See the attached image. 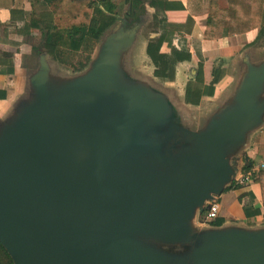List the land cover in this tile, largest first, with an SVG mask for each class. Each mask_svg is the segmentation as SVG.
<instances>
[{
	"label": "water",
	"instance_id": "obj_1",
	"mask_svg": "<svg viewBox=\"0 0 264 264\" xmlns=\"http://www.w3.org/2000/svg\"><path fill=\"white\" fill-rule=\"evenodd\" d=\"M111 59L101 52L56 84L41 64L31 98L0 126V245L11 264H264V230L194 234L189 225L230 184L226 156L258 119L264 67L247 74L233 106L190 132ZM99 80L129 106L107 126L87 99ZM139 241L183 250L173 259Z\"/></svg>",
	"mask_w": 264,
	"mask_h": 264
},
{
	"label": "crops",
	"instance_id": "obj_2",
	"mask_svg": "<svg viewBox=\"0 0 264 264\" xmlns=\"http://www.w3.org/2000/svg\"><path fill=\"white\" fill-rule=\"evenodd\" d=\"M89 1L69 0V8L71 11H79ZM214 3L216 10L213 18L218 24L215 30L209 32L213 38L205 39L202 35L206 28L209 0H140L132 16L127 15L124 0H107V10L114 14L116 20L100 34L94 51L84 66L74 70L45 53L34 55L32 46L39 43V32L32 24H36L35 19L44 18L45 14L50 13L44 0H0V90L5 92L4 98H0V126L3 119L8 121L15 110L31 98L30 80L42 68L41 64L45 67L47 82L56 84L83 74L102 52L103 55L112 54L111 62L113 61L117 73L122 79L131 82L123 77L119 65L122 51L130 49L126 59L134 70L131 71L132 75L142 77L156 87L152 89L141 83L165 101L170 122L190 132L202 130L211 117L234 105L235 94L246 80L247 74L264 67V0H214ZM117 8H122L121 16L116 14ZM149 40L156 41L160 54H168L170 47L178 49L181 41L190 53L188 61L174 64V75L177 64L191 62L194 64L189 69L190 73H197L184 83L182 92L177 97L171 98L172 88L167 86L173 83L174 75L171 80H164L154 74L155 68L145 53ZM238 56H242L240 61ZM34 57L37 58L35 70ZM139 62L146 65L145 70L140 68ZM54 65L57 68H67L71 76L57 80L50 78L49 70ZM7 66L12 67L10 74L4 72ZM212 67L219 70V78L212 85V93L201 95L196 104L186 103V85L189 82L207 85L211 79L209 73ZM199 72L201 77L198 76ZM196 78L202 80L198 81ZM253 97L261 110L256 123L243 132L242 140L226 156L233 171L230 182L242 174L244 166L250 172L264 168H260L261 164L264 165V78L259 82ZM23 98L25 99L22 101ZM14 101L19 103L17 108L14 107ZM171 113L184 116V123L192 128L196 126L199 116L205 113L208 116L202 126L191 129L173 122ZM244 194L252 197L251 210L258 211L256 215L245 217L242 205L247 203V198ZM242 195L244 197L240 200ZM213 198L218 203V211L212 221L218 223L209 224V221L202 218L196 228L194 221L198 220V215L203 214L204 209L201 213L195 211L189 222L192 233L229 228L242 231L264 230V205L258 182L249 178L240 187L223 190Z\"/></svg>",
	"mask_w": 264,
	"mask_h": 264
},
{
	"label": "trees",
	"instance_id": "obj_3",
	"mask_svg": "<svg viewBox=\"0 0 264 264\" xmlns=\"http://www.w3.org/2000/svg\"><path fill=\"white\" fill-rule=\"evenodd\" d=\"M49 6L50 13L45 14L44 18H37L32 24L39 32V43L32 46L34 55L47 54L54 60L68 64L72 69L77 70L84 66L86 61L93 53V48L96 45L100 34L108 29L116 20L114 14L107 10V0H90L81 10L71 11L69 8V0H44ZM127 5V15L132 16L135 9L140 3V0H124ZM215 3L214 0H209L208 18L206 28L203 32V38H213L209 32H212L217 27L218 21L213 18ZM134 10V11H133ZM43 20L42 22H37ZM221 23V22H220ZM156 41L149 40L147 42L145 53L150 62L154 66V74L161 79L171 80L174 75V64L176 62L188 61L190 53L181 41L179 48L170 47L168 54H160L157 51ZM77 52H84L83 61L74 64L67 62ZM6 74L12 72V67L7 66L4 69ZM201 74L198 73V76ZM210 81L206 84L188 83L184 90V101L190 104H196L201 95H210L212 93V85L219 78V70L217 67H212L210 70ZM200 81L201 78H196ZM201 84V85H200ZM5 92L0 90V98H4ZM248 168L242 167V174ZM249 178L256 181L260 185L261 202L264 205V168L257 169L250 173ZM240 187L235 181H231L229 186L224 190L236 189ZM247 198V203L242 205V210L245 217L256 215L258 211H252V197L249 194H244ZM243 195L239 197H244ZM202 214V213H201ZM217 221H209V224H217ZM0 264H11V259L0 245Z\"/></svg>",
	"mask_w": 264,
	"mask_h": 264
},
{
	"label": "rangeland",
	"instance_id": "obj_4",
	"mask_svg": "<svg viewBox=\"0 0 264 264\" xmlns=\"http://www.w3.org/2000/svg\"><path fill=\"white\" fill-rule=\"evenodd\" d=\"M116 14L118 16H121L122 8H117ZM94 48H93V51H94ZM128 52H131V50L130 49L124 50L120 54L119 65H120V68L122 70V71L121 70L120 71H121L123 77L126 78L127 80H130L131 82H134L135 84H139V85L144 84V85L148 86L149 88H152V89L155 88L156 89V87H154V85L152 83L148 82L146 79H143L142 77H138L136 75H132L131 71L134 72V70L131 69L132 65H130L126 59L128 56ZM84 56H85L84 52H77L70 59H68L67 62L75 65L76 63L83 61ZM241 58H242V56H240L238 58V60L240 61ZM33 62H34V66H33L34 69L33 70H35L36 64H37V58L36 57L33 58ZM191 63H187V64L182 63V64H177V66H175L174 81L171 84L170 83L167 84L168 87L172 88L170 90L171 98H173L174 96L177 97V95L182 92V87H183L184 83L186 81L190 80L191 77L196 76L197 72L193 75V71L191 73L189 71L190 67H192V65L194 64V63H192V64ZM139 64H140V68H142V70H145L146 65H143V63H140V62H139ZM194 69H195V67H194ZM87 70L88 69H86L85 71H87ZM49 76H50V78L57 80V79H63L65 77L71 76V75L69 73V70H67V68H57V66L54 65L49 70ZM100 81L101 80H99L97 82V84L95 85V87L91 89L90 94L88 96L89 98L87 97V99H89L88 103L90 104V102H92L94 104V107L96 108V110L92 113V115H90L92 117V119L101 122L102 125H104V126H107L108 123L107 124H104V123L106 122L107 119H111L113 117L116 110H118V109L124 110V109H127L129 106L127 105V103L125 101H123L119 96H117V90L114 88L112 89V85H110L108 83V84L104 85V87H102V85L100 84ZM96 86H97L98 91L95 90ZM24 99L25 98H23L22 101ZM15 101H17V100H15ZM15 101H14V107L17 108L19 103H17V102L15 103ZM90 107H91V105H90ZM194 109H197V108H194ZM89 110L91 111V109H89ZM179 114H180V112H179ZM207 116H208V113H205L203 116H199L197 124L193 128L184 123V116L180 117L174 113H171L170 118L173 122H176L177 124H179L181 126H185V127L191 128V129H197L203 125ZM4 120L7 121V119H3L2 120L3 123L6 122ZM202 216H203L202 214L198 215V217H197L198 220L196 219L194 221L196 228L199 227L198 222L200 219H202ZM134 244H135V246H137L138 249H152L158 254L165 253L168 256H170V258H173V259H178L179 256L176 254V252H180L183 250V248L180 246H173L172 247V246H168V245H164V244H157V243H152V242H147V241L134 242ZM179 262L180 261H178L177 263H179Z\"/></svg>",
	"mask_w": 264,
	"mask_h": 264
},
{
	"label": "built area",
	"instance_id": "obj_5",
	"mask_svg": "<svg viewBox=\"0 0 264 264\" xmlns=\"http://www.w3.org/2000/svg\"><path fill=\"white\" fill-rule=\"evenodd\" d=\"M264 165L261 164L260 168H262ZM250 171H246L244 174H240L234 181L237 184H243L245 181L249 179L250 176ZM207 208L204 209L203 211V220L204 221H211L214 218H216L217 211H218V203L215 198H212L211 200L206 202Z\"/></svg>",
	"mask_w": 264,
	"mask_h": 264
}]
</instances>
